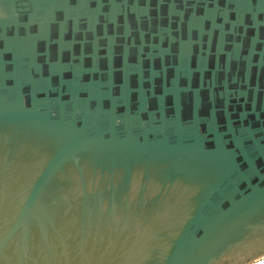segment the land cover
Returning a JSON list of instances; mask_svg holds the SVG:
<instances>
[{"label":"water","instance_id":"obj_1","mask_svg":"<svg viewBox=\"0 0 264 264\" xmlns=\"http://www.w3.org/2000/svg\"><path fill=\"white\" fill-rule=\"evenodd\" d=\"M264 253V0H0V264Z\"/></svg>","mask_w":264,"mask_h":264},{"label":"built area","instance_id":"obj_2","mask_svg":"<svg viewBox=\"0 0 264 264\" xmlns=\"http://www.w3.org/2000/svg\"><path fill=\"white\" fill-rule=\"evenodd\" d=\"M244 264H264V253L254 257L252 260Z\"/></svg>","mask_w":264,"mask_h":264}]
</instances>
